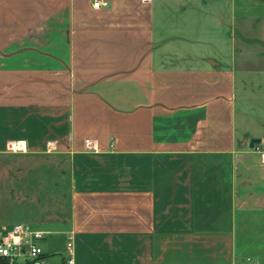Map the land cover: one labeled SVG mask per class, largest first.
I'll return each mask as SVG.
<instances>
[{"label": "crops", "instance_id": "0c3cea01", "mask_svg": "<svg viewBox=\"0 0 264 264\" xmlns=\"http://www.w3.org/2000/svg\"><path fill=\"white\" fill-rule=\"evenodd\" d=\"M102 1L0 0V228L264 264V0Z\"/></svg>", "mask_w": 264, "mask_h": 264}, {"label": "built area", "instance_id": "2783aa9c", "mask_svg": "<svg viewBox=\"0 0 264 264\" xmlns=\"http://www.w3.org/2000/svg\"><path fill=\"white\" fill-rule=\"evenodd\" d=\"M94 7L107 6V1L94 0ZM264 158V145L262 149ZM46 232L25 223H15L0 228V264H56L49 260L47 252L40 245ZM73 243H67V255L59 264H73Z\"/></svg>", "mask_w": 264, "mask_h": 264}, {"label": "rangeland", "instance_id": "374dc122", "mask_svg": "<svg viewBox=\"0 0 264 264\" xmlns=\"http://www.w3.org/2000/svg\"><path fill=\"white\" fill-rule=\"evenodd\" d=\"M257 106H260V107H263L264 104H257ZM12 224H10L8 227H10ZM32 225V227H35V228H38L40 226L38 225H33V224H30ZM57 239H56V235H53L51 233L47 234L46 238L41 240L39 243L40 245L42 246V248L44 249V251H46L47 253L51 254V262H54V263H59L61 258H62V255L63 253L61 252H52L50 249H49V246L55 242ZM69 241V239L67 238H64L63 242L66 244L67 242Z\"/></svg>", "mask_w": 264, "mask_h": 264}, {"label": "water", "instance_id": "95a60500", "mask_svg": "<svg viewBox=\"0 0 264 264\" xmlns=\"http://www.w3.org/2000/svg\"><path fill=\"white\" fill-rule=\"evenodd\" d=\"M260 141H261L260 138H252V139H251V142H250V145H251V146H254L255 143L260 142Z\"/></svg>", "mask_w": 264, "mask_h": 264}]
</instances>
